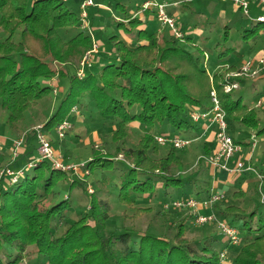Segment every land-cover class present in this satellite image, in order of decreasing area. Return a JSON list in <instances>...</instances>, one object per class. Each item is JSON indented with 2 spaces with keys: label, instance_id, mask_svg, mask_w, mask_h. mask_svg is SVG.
Returning a JSON list of instances; mask_svg holds the SVG:
<instances>
[{
  "label": "trees",
  "instance_id": "obj_1",
  "mask_svg": "<svg viewBox=\"0 0 264 264\" xmlns=\"http://www.w3.org/2000/svg\"><path fill=\"white\" fill-rule=\"evenodd\" d=\"M72 1L75 0H0V34L4 36L0 39V99L2 110L8 113L7 124L15 127L31 108L51 95L54 88L49 84L42 86L41 81L48 82L58 74L69 81V88L46 120L43 131L57 128L70 116L75 104L90 105L103 121L105 133H112L115 146L114 152L106 154L97 153L93 148L94 156L86 161V170L90 173L100 168L118 170V200L134 205L135 215L153 211L152 206L140 205L141 197L162 202V205L173 198H208L213 188L208 170L211 166L205 158L214 154L217 147L213 152L208 142L199 139L203 123L208 121L195 122L191 114L212 110L211 93L215 91L235 142L251 145V141L245 142L244 133L252 131L260 137L264 135V126H260L255 106L258 95L248 96V93L254 91L257 82L264 80V75L254 79L226 78L228 73L240 72L238 62H243L240 56H235L239 44L227 46L232 42L230 33L219 45L224 49L216 66H223L222 69L210 72L201 58L185 48L192 37L187 36L183 46L174 35L157 29L146 30L142 28L144 19L128 16L130 12L125 6L126 14L117 22L133 41L128 43L118 35L101 41L100 50L92 54L95 63L86 65L80 78L73 63L83 58L94 42L80 27L82 0H76V9L68 5ZM179 7L181 11L190 9L191 1ZM142 8L143 5L137 6L138 10ZM238 10L251 15V6L250 15L240 7ZM90 11L89 21L96 26V16ZM151 11L157 16L154 9L144 10L143 14ZM169 12L176 18V14ZM258 12L262 13L260 7L253 10L254 14ZM19 30L20 38L16 41L15 34ZM262 31L264 22L255 20L244 29V42H254L250 51L259 35L264 37ZM65 32L73 35L66 38ZM260 56L264 58V49L246 62H256ZM236 82L242 86L241 90L225 91L226 84ZM245 96L248 99L245 100ZM174 132L178 133L175 136L198 141L182 149L167 144L166 154L161 155L155 137H174ZM32 133L34 138L35 132ZM32 138L27 140L28 145ZM37 148L35 145L33 149ZM188 152L198 158V175L204 172L205 177L208 176L209 180L203 182L204 188L196 184L200 177L185 178L181 172L173 170L183 169L182 155ZM119 155L123 156L120 161L117 160ZM65 160L68 161L67 155ZM105 181L98 180L96 190L90 193L85 181L78 180L70 171L53 168L48 160L38 162L15 184L0 178V251L5 256L0 257V264H21L32 255L38 257L36 264H219L225 247L235 254L233 264H264V214L255 201L259 197L258 179L249 186L251 192L242 190L243 179H237L232 196L243 199V205L221 207L220 213L224 216L248 214L242 228V243L237 247L228 243L224 246L223 241L217 243L225 238L221 234L190 239L186 237L183 222L171 237L128 228L105 231L112 217V205L101 195ZM76 186L89 195L90 202L84 215L69 221L67 211L72 201L70 196H61L63 190L70 191ZM52 197L54 201L47 205ZM7 248L15 249L16 254L8 252Z\"/></svg>",
  "mask_w": 264,
  "mask_h": 264
},
{
  "label": "rangeland",
  "instance_id": "obj_2",
  "mask_svg": "<svg viewBox=\"0 0 264 264\" xmlns=\"http://www.w3.org/2000/svg\"><path fill=\"white\" fill-rule=\"evenodd\" d=\"M33 0H31L32 2ZM83 1V0H82ZM97 6H94V8H97L100 10L101 14V20L96 17V26H92V23L88 21V24L84 30L92 36L93 38V46L92 49L87 51L86 54H95L96 45H98V51L99 45L101 41H105L109 36L112 35H118L122 36L124 35V31L118 26L117 19L120 16H125L126 10L121 11V7H117L119 3L126 6V8L130 11V9H133L134 12L129 13L128 16H136L140 15V13H143L144 8L137 9V6L143 5V2L145 0H96ZM169 7L168 11H172L173 14H176V26L184 33L186 34L185 38L187 36L192 37V41L189 45H185V48L192 52L195 56H198L201 58V61L203 64L207 65L208 70L210 72H214V70H221L223 66H216V64L221 59L220 52L224 49V46H219L220 44H223L226 40L227 33H230V38L232 42L228 44L227 46L234 45L235 43L239 44V46L236 48L235 56H240L241 60L243 62L239 63V69L241 70L243 65L246 63V60L252 59L255 57L260 50L264 49V37L262 35H259V39L253 49V51H250V47L253 46L254 42L250 41L249 43H245L243 39V31L244 29L251 26V22L253 21V18H255L257 15L261 14V12H258L256 15L253 13V8H251V15L246 16L241 11L238 10V6L234 4L232 1L227 0H190L191 1V8L186 9L185 11H181L178 6H181L183 2H188V0H177L179 1L180 5H174L171 2L176 0H167ZM78 2L75 0L71 3H68V5L71 7L77 6ZM105 5V6H104ZM78 7V6H77ZM93 9V8H91ZM89 9V10H91ZM148 9V8H147ZM28 10H30V6L28 7ZM88 10V11H89ZM149 10V9H148ZM81 11V10H80ZM178 11V12H177ZM81 13V12H80ZM150 13V12H149ZM154 13V12H153ZM99 14V13H97ZM155 14V13H154ZM97 16V15H96ZM98 18V19H97ZM90 20V19H89ZM152 23L154 27H159L163 29V33L173 36L171 33V30L169 27L162 25L160 20L156 15L152 17ZM199 24L200 26H196L195 24ZM226 26H230L231 28L227 30ZM102 31L103 33L100 35L97 32ZM264 31H262L263 33ZM63 35L66 38L71 37L73 34L69 33H63ZM97 35L96 37H94ZM174 37V36H173ZM4 36L0 34V39H3ZM20 38V30L15 34V40L18 41ZM184 40H181V44L184 46ZM133 41V40H132ZM131 41V42H132ZM129 42V43H131ZM197 47L201 48V51L197 49ZM97 51V52H98ZM93 56V55H92ZM83 58L75 60L73 65L77 69V73L80 72V70L84 69L86 65H91L92 63H95V60L92 61L93 57H90L88 61H84ZM258 61L253 62L252 70L247 73L243 74V72H231L226 74V78L228 80L234 79V78H245V79H254L258 78L259 76L264 75V63H261V60H264L263 56L258 57ZM240 60V61H241ZM85 64L84 65H82ZM93 70H96V68H93ZM256 71V73H253ZM58 74H56L53 78H51L48 82L45 80L41 81V85L45 86L48 85L49 82H53L52 87H56L57 92L55 93L54 90L52 91L51 95L47 96L46 98L42 99L38 102V104L31 108L28 113L26 114L25 118L20 121L15 127H10L7 124V118L8 113L7 111L2 110L1 108V99H0V136L6 137L8 139V142L6 144H0V172L5 168H14L18 169L21 167H24L29 163L30 161H34L36 159L40 158V154L37 149H33L34 146H38V139L35 127L36 126H44L46 120L51 116V114L54 112V110L59 106L61 99L65 92L69 88V81L67 79H61ZM79 76V75H78ZM80 77V76H79ZM82 78V76L80 77ZM238 87H234V85L226 84L225 85V91L231 92L232 90H241L242 86L239 87V83H237ZM257 86L255 87L254 91L251 93H248V96H252L253 94L258 95V101L256 103V108H258L259 111V117H260V126H264V80L257 82ZM51 86V85H50ZM59 86V87H58ZM53 87V88H54ZM248 99L247 96H245ZM261 101V105H258V102ZM246 102V101H245ZM67 122V126L64 128V137L59 136L58 128L64 123ZM103 121L97 117L96 113L92 111V107L88 105V107L80 106L79 103L75 104L70 112V116L66 119H64L60 125L55 128L51 129L49 131H46L43 133L45 136L49 139L51 142L52 140V146L56 150L57 153L62 154L64 159L67 155L66 162L69 163H81L86 162L88 159L94 156L93 154V148L96 149L97 153L106 154L108 152H114V144L112 143V133H105V127H103ZM134 126H138L134 124ZM216 126L210 131L216 132ZM104 130V131H103ZM35 132V137L32 138V132ZM209 133V134H210ZM250 133V134H249ZM204 135L200 137V140H204L208 142L210 145L212 151L216 149V141L214 140H208V135ZM254 134L252 131H246L243 135L245 142L251 141V135ZM173 136L178 135L177 132L172 133ZM24 138L25 143L20 148V153L17 158H15V152H14V142L15 140ZM29 138L31 140L30 144L28 145ZM12 140V141H11ZM157 142V140L155 139ZM198 141V140H197ZM197 141L193 140L192 144L197 143ZM1 143V142H0ZM32 143V144H31ZM158 143V142H157ZM159 144V143H158ZM160 145V144H159ZM189 145V146H191ZM29 146L26 156L30 155L29 158L24 160V157L26 156L22 155L25 152V147L27 148ZM188 146V147H189ZM161 147V155L166 154V145H160ZM24 148V149H23ZM23 149V150H22ZM22 155V156H21ZM251 155V160H247V156ZM122 155L118 156V161L122 160ZM15 158V159H14ZM208 158V157H207ZM207 158L206 161H207ZM242 159L244 161L245 168H248L249 166L257 167L256 169L264 173V135L257 137V145L256 147H252V145H241V148L238 152L235 153L233 158L229 162L230 167H234L236 162ZM183 160V169L178 170L177 168H174V172H181L182 175H184L185 178H189L191 175L197 176L196 178L200 177L199 181H202V183H199V181L196 182L197 186L200 188H204L205 183L208 179V176L205 177V173H201L198 175L197 171L199 164H198V158L194 156L192 153H186L182 155ZM25 161V162H23ZM23 162V163H22ZM208 164V161L206 162ZM117 163H115L116 165ZM118 166V165H117ZM53 167V166H52ZM113 168L110 169H97L94 173H90V170H88V173H85V171H81L79 173H75L74 175L77 176L78 180L85 181L88 185L89 192H93L97 188L96 182L98 180L104 181L103 187H101L102 196L104 198H107L111 205H112V217L107 222V227L105 231H119L123 228L133 229L134 231H144L149 230L150 232H156L158 234H164L168 237L173 236L177 231V226L180 223L186 224V237L190 239H196L200 240L204 237L216 235V234H222V232L219 230L217 225L213 222L207 224V225H197L195 223V213L192 209H173L172 207L167 208L166 204L173 202L177 199L173 198L167 203L159 202H152L148 199L143 200V198H139V202L141 206H152L153 211L152 212H144L139 213L138 215H135V206L121 203L118 200L117 197V190L118 187V170H114ZM209 171L210 168L208 169ZM28 172V171H27ZM219 172V170H218ZM90 173V174H89ZM195 174V175H194ZM243 176H246L248 180H254L257 175L254 172H243ZM242 174L234 175V179L238 178V176ZM26 175V174H25ZM204 176V177H203ZM24 177V176H23ZM22 177V178H23ZM111 179V180H110ZM212 183L215 181H219L217 171L215 177L211 175ZM259 180V179H258ZM237 183L238 181L235 180ZM236 183V184H237ZM97 185V186H96ZM251 183L249 184V186ZM101 186V185H100ZM236 185H233L231 188V185L227 182H221L219 181L218 187L214 189V194H226L225 197L222 198V200L217 201L212 206L208 207H202L199 209V212L204 215H209L212 212H214L217 216H219L223 221L232 224L235 228L238 229L240 235L242 236L244 234L243 231V225L244 221L248 218V214L245 216H242L241 214L238 215H227L224 216L220 213L221 207H225L227 205H243V199H237L236 197L232 196L233 189ZM259 197L255 199L256 204L259 208V210L264 214V204H259L264 200V182L259 180ZM262 190V192H261ZM172 193V189L170 190ZM248 192H251L249 188L247 189ZM161 194H163V191H161ZM191 197H194V194H191ZM70 196V199L72 201V206L67 211V216L69 221H74L78 217L84 215L87 212V209L89 207L90 197L89 195L83 191V189L80 186L74 187L72 190H63L62 191V198L63 197ZM165 197L163 196V199ZM206 199V198H205ZM202 200V199H201ZM54 201L53 197L50 199V201L47 203V205ZM161 203V205H160ZM177 211V212H176ZM135 217H131V216ZM171 223H173L171 225ZM65 224H62L64 226ZM256 228V223H255ZM151 232V233H152ZM224 236V235H223ZM227 240V239H226ZM223 241V239L217 240V243ZM227 243V242H226ZM242 243V241H241ZM235 245V247L240 246ZM230 246V245H229ZM8 252H12L13 254H16L15 249L7 248ZM226 253V262L224 264H233L232 259L235 255L234 252H231L230 249L224 248L223 250ZM230 251V253H229ZM228 253L230 254L228 256ZM0 257L4 258V254L0 251ZM38 262V257L36 256H30L29 258H26L21 264H36Z\"/></svg>",
  "mask_w": 264,
  "mask_h": 264
},
{
  "label": "built area",
  "instance_id": "obj_3",
  "mask_svg": "<svg viewBox=\"0 0 264 264\" xmlns=\"http://www.w3.org/2000/svg\"><path fill=\"white\" fill-rule=\"evenodd\" d=\"M63 2H67L68 0H61ZM227 1V0H224ZM234 4H236L238 7H240L243 12L247 15H250V4L251 2L258 3V6L260 9H262V13L257 15L253 20L258 22H264V0H231ZM97 6L95 0H83L81 3V13H80V21H81V29H85L88 21H89V13L88 9L89 7ZM169 4L167 2L161 1V0H146L143 4L144 10L148 9H154L156 10V14L162 25L169 27L172 34L180 39L184 40L185 34L176 26V18L171 15L168 11ZM98 45H96L95 52L98 51ZM91 54H86L84 57V61H88L91 59ZM261 63H264V60H261ZM82 65L85 66V64L82 63ZM253 61L246 62L242 69L241 73L247 74L252 70ZM253 73H256L254 71ZM78 75L81 77L83 76V69L78 72ZM58 77V76H57ZM54 85L53 82H49V85ZM234 85V87H238L236 83L230 84ZM54 87V86H53ZM54 92H57L56 87H54ZM212 102H213V108L210 111L207 112H199L194 111L191 114V118L195 122H199L201 120L208 121L206 129L210 127L216 126V134H215V141L217 144V150L214 154L209 156L207 158L208 164L211 166V168L216 169L220 168L225 171H227L231 176L242 174L243 172H254L257 175V178L264 182V173L259 172L255 167L249 166L248 168H245L244 161L242 159H239L234 167L229 166L230 160L233 158L236 152H238L241 148V145L236 143L233 136L229 132V124L227 121V115L226 112L223 110L221 102L216 94L215 91L212 93ZM258 105H261V101L258 102ZM67 126V122H64L59 128V136L64 137V128ZM38 139V151L40 154V158L36 160L30 161L27 165L24 167H21L19 169L14 168H5L0 172V178H7L9 180L10 184L17 183L25 174L27 171L34 168L38 162H41L43 160H48L53 168L61 171H70L73 174L79 173L81 171H85V173H88V169L86 170V162L81 163H69L66 162L64 159V156L60 153H57L54 147L52 146L49 139L45 136L43 133V126H36L35 129ZM157 142L160 145H167V144H173L177 149H182L185 147H188L192 143V139L188 138H182L179 136H165V135H157L155 137ZM251 142L252 147H256L257 145V136L255 134H252L251 136ZM25 139L21 138L18 140H15L14 142V154L15 158L19 156L20 148L24 145ZM14 158V159H15ZM85 169V170H84ZM225 197L224 194L216 195L214 194V189H212V192L210 196L206 199H196V198H190V199H177L173 202H170L166 204V207H172L176 209H192L195 213V223L197 225H205L208 223H215L219 230L222 232V234L227 239V243L229 245H239L241 243V235L237 228L234 226H231L229 223L223 221L219 216H217L214 212H212L209 215H204L199 212V209L202 207H208L215 204L217 201L222 200V198ZM264 201V200H263ZM226 262V253L223 251L220 255V263L224 264Z\"/></svg>",
  "mask_w": 264,
  "mask_h": 264
},
{
  "label": "crops",
  "instance_id": "obj_4",
  "mask_svg": "<svg viewBox=\"0 0 264 264\" xmlns=\"http://www.w3.org/2000/svg\"><path fill=\"white\" fill-rule=\"evenodd\" d=\"M146 1V0H145ZM161 1H164V2H167L168 3V1L167 0H161ZM188 1H190V0H188ZM172 4H174V5H180L179 4V1H173V2H171ZM105 6V5H104ZM250 6H251V8H253V10H259V7H258V4H256V2H251V4H250ZM179 7V6H178ZM122 9H121V11H123L124 10V8H125V6H122L121 7ZM91 13H93L96 17H98L99 19L101 18V14H100V10L99 9H97V8H93V9H91V11H90ZM130 13L132 12H134V10L133 9H130V11H129ZM178 12V11H177ZM97 13H99V14H97ZM257 14V13H256ZM255 14V15H256ZM154 13L151 11L150 13H148V14H146V15H144L143 13H140V15H136V16H139V17H141L142 19H144V25L142 26V28H146V30H150V31H152V30H154V29H157L158 31H160V32H163V29H161L160 28V26L159 27H154V25H153V23H152V17H154ZM97 18V19H98ZM119 19H122V16L120 17H118ZM101 20V19H100ZM122 37L129 43V42H131L132 41V38H130L129 36H127V35H122ZM203 126H204V129H203V132H202V134H201V136L200 137H202V136H204V135H207V134H209L210 133V131H212V129H213V127H210V128H208V129H206V127H207V123H203ZM208 140H214V138H215V135H214V132H212V133H210L208 136ZM12 141V140H11ZM0 144H6L7 142H8V139H6V137H4V136H0ZM28 146H27V148H25V152L22 154V155H24V156H26L27 155V153L29 152V150H28ZM21 155V156H22ZM29 156L30 155H28V156H26V158L24 157V160H26L27 158H29ZM31 157V156H30ZM247 160H251V155H248L247 157ZM23 162H25V161H23ZM22 162V163H23ZM257 168V167H256ZM218 170H219V172H218ZM216 171H217V175H218V179H219V181H221V182H227L228 184H230L231 185V188H233L232 186L233 185H235V180H237V179H243V181H242V183H241V188H242V190H244V191H247V189L249 188V184L250 183H252L253 181H255L256 179H258L257 177L254 179V180H248L247 178H246V176H243V174L242 175H240V176H238V178H236V179H234V177L233 176H231L227 171H225V170H223V169H220V168H216V169H213V168H211V171H210V174L213 176V177H215V175H216ZM219 181H215V182H213L212 183V188L213 189H215L216 187H218V185H219ZM223 244H224V246H225V244H226V240H225V238H223ZM229 253H230V251H229ZM228 253V256L230 255ZM230 257V256H229Z\"/></svg>",
  "mask_w": 264,
  "mask_h": 264
},
{
  "label": "bare ground",
  "instance_id": "obj_5",
  "mask_svg": "<svg viewBox=\"0 0 264 264\" xmlns=\"http://www.w3.org/2000/svg\"><path fill=\"white\" fill-rule=\"evenodd\" d=\"M170 13V12H169Z\"/></svg>",
  "mask_w": 264,
  "mask_h": 264
}]
</instances>
